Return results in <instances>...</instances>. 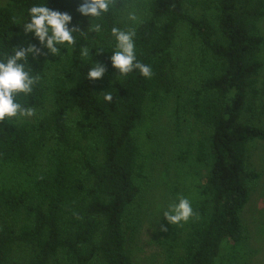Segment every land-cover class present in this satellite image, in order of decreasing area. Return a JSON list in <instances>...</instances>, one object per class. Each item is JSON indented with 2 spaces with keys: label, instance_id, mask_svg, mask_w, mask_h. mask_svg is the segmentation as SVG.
Returning <instances> with one entry per match:
<instances>
[{
  "label": "trees",
  "instance_id": "trees-1",
  "mask_svg": "<svg viewBox=\"0 0 264 264\" xmlns=\"http://www.w3.org/2000/svg\"><path fill=\"white\" fill-rule=\"evenodd\" d=\"M32 2L0 0V42L9 49L32 43L46 53L17 25ZM80 2L47 0L85 30L75 49L29 58L41 79L20 102L49 110L0 122V264H133L128 235L137 222L129 213L152 173L140 135L145 129L149 138L170 105L184 198L194 215L172 225L163 219L165 264H246L251 251L241 214L260 179L247 157L253 142L264 141V125L245 116L262 96L264 117V81L257 89L264 0H115L100 20L102 33L87 30L88 19L76 11ZM129 8L139 22L126 27ZM113 26L135 29L136 56L151 66L150 79L138 71L116 76L109 61ZM182 27L198 72L189 86L178 78ZM81 47L90 49L87 60ZM95 60L106 74L92 81L86 73Z\"/></svg>",
  "mask_w": 264,
  "mask_h": 264
},
{
  "label": "rangeland",
  "instance_id": "rangeland-1",
  "mask_svg": "<svg viewBox=\"0 0 264 264\" xmlns=\"http://www.w3.org/2000/svg\"><path fill=\"white\" fill-rule=\"evenodd\" d=\"M7 0H1L5 5ZM137 10L129 8L123 13L124 26H128L130 20L128 13ZM259 29L264 37V19L259 24ZM176 48L179 56L178 78L185 86L193 85L197 79V69L189 57L193 45L187 37L184 27L179 31ZM264 65V48L260 54ZM264 81V68L260 73L257 89L261 90ZM262 96L256 102V110L246 115L256 125H264V117L260 114ZM50 105L40 108L36 114L40 115L49 110ZM31 119L21 118V120ZM151 124V121L143 122ZM151 136H142L141 144L146 156L147 170L152 171L150 182L145 187L142 195L131 207L129 216L134 218L136 230L133 234L129 232L128 248L132 256L133 264H165V257L159 247L161 237V226L164 224L163 212L169 205L176 203L175 196L185 197V180L183 179L181 164L176 161L177 142L179 139L177 131L173 127L172 105L166 107L154 122ZM151 129V128H150ZM149 129V130H150ZM187 136L186 133L183 134ZM248 165L260 174V179L253 188L250 200L241 214L242 224L247 232L246 247L251 251L246 264H264V141L253 142L250 146ZM190 198V196H188Z\"/></svg>",
  "mask_w": 264,
  "mask_h": 264
},
{
  "label": "clouds",
  "instance_id": "clouds-1",
  "mask_svg": "<svg viewBox=\"0 0 264 264\" xmlns=\"http://www.w3.org/2000/svg\"><path fill=\"white\" fill-rule=\"evenodd\" d=\"M114 6L115 0H81L76 11L80 16L88 19L87 30L89 32L102 33L105 28L100 20ZM128 19L133 24L139 22V17L134 11L128 13ZM72 21L71 14L49 8L47 0H34L17 25L23 26L25 37L30 33L32 38L47 52L43 53L32 43H28L27 46L17 45L9 49L4 42H0V122L30 118L36 114L33 107L25 106L19 99L21 96H30L41 79L40 75L33 70L29 58L39 62L41 55L52 54L57 57L64 51L74 50L78 36L84 35L85 30L72 24ZM109 34L114 40L109 61L116 76L118 74L124 77L138 71L140 75L150 79L153 74L151 66L141 63L136 56L135 29L124 30L113 26ZM97 52H102V50ZM79 55L87 60L90 57V49L81 47ZM105 74L106 66L95 60L90 63L86 78L96 81L104 78ZM104 93L103 99L110 102L112 100L110 92ZM193 215L192 205L187 198H179L178 202L169 205L168 209L163 212V217L170 225L187 222ZM161 230L167 229L162 225Z\"/></svg>",
  "mask_w": 264,
  "mask_h": 264
}]
</instances>
